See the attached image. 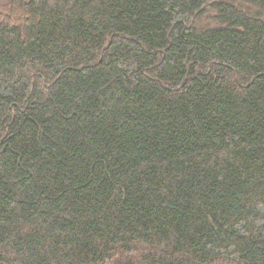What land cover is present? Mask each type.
Listing matches in <instances>:
<instances>
[{
  "label": "trees",
  "instance_id": "1",
  "mask_svg": "<svg viewBox=\"0 0 264 264\" xmlns=\"http://www.w3.org/2000/svg\"><path fill=\"white\" fill-rule=\"evenodd\" d=\"M0 264H264V0H0Z\"/></svg>",
  "mask_w": 264,
  "mask_h": 264
}]
</instances>
